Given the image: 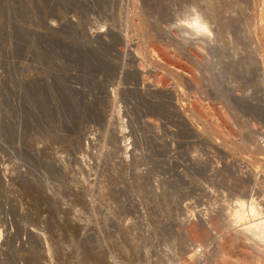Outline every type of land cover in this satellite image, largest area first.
Wrapping results in <instances>:
<instances>
[{
    "label": "rangeland",
    "instance_id": "rangeland-1",
    "mask_svg": "<svg viewBox=\"0 0 264 264\" xmlns=\"http://www.w3.org/2000/svg\"><path fill=\"white\" fill-rule=\"evenodd\" d=\"M262 2L0 0V264L250 263Z\"/></svg>",
    "mask_w": 264,
    "mask_h": 264
},
{
    "label": "bare ground",
    "instance_id": "bare-ground-1",
    "mask_svg": "<svg viewBox=\"0 0 264 264\" xmlns=\"http://www.w3.org/2000/svg\"><path fill=\"white\" fill-rule=\"evenodd\" d=\"M264 2V0H263ZM262 2V4H263ZM218 3V2H217ZM201 11V10H200ZM204 13V12H203ZM211 14V12H209ZM195 14V13H194ZM130 15V14H129ZM201 15V14H199ZM198 14L194 16V18H192L193 20H189L191 21L189 23L188 21V28L191 29L192 32H195V33H210V30L207 26V23L204 21L202 15L201 17L199 16ZM205 16V15H204ZM207 16V15H206ZM209 16V15H208ZM211 16V15H210ZM133 17V16H132ZM255 17V16H254ZM253 17V18H254ZM208 18V17H207ZM208 20V19H206ZM251 21V20H250ZM255 21H257L255 19ZM259 21V20H258ZM257 21V22H258ZM252 22V21H251ZM187 23V22H186ZM256 24V22H253ZM259 23V22H258ZM252 24V23H250ZM209 25V24H208ZM254 25V24H253ZM190 26V27H189ZM256 26V25H255ZM263 27V25H261ZM181 26H179V29H180ZM185 27V26H184ZM182 28V27H181ZM213 28V27H212ZM185 29V28H184ZM183 29V30H184ZM187 30V29H186ZM188 31V30H187ZM180 32V31H179ZM183 32V31H182ZM189 32V31H188ZM191 32V33H192ZM181 33V32H180ZM173 34V33H172ZM184 34V33H183ZM194 34V33H193ZM208 35V34H207ZM189 36V35H188ZM209 36V35H208ZM173 37V36H172ZM197 37V36H196ZM207 37V36H205ZM208 38V37H207ZM262 38V37H261ZM173 39V38H171ZM175 39V38H174ZM183 40V39H182ZM185 41V40H184ZM198 41V40H197ZM257 45V44H256ZM186 46V45H185ZM200 46V45H199ZM262 46V45H261ZM264 46V45H263ZM149 47V46H148ZM198 49V48H197ZM201 49V48H200ZM258 49V48H257ZM205 50V49H204ZM160 52V51H159ZM191 53V52H190ZM193 53V52H192ZM203 53V52H202ZM197 56V55H196ZM199 58V57H198ZM202 60V59H201ZM206 62V61H205ZM202 64V63H201ZM194 79V78H193ZM200 81V80H199ZM195 84V83H193ZM196 88V87H194ZM226 135V134H225ZM223 138V137H222ZM230 139V138H229ZM246 142V141H245ZM244 142V144H245ZM230 143V142H229ZM248 143V142H246ZM254 143V142H253ZM226 144V143H225ZM244 144H240L241 146H243ZM249 144V143H248ZM224 145V144H223ZM246 145V144H245ZM244 145V147H246ZM228 146V145H227ZM248 146V145H247ZM253 146V145H251ZM238 147V146H237ZM233 148V147H232ZM241 149V147H239ZM243 148V147H242ZM248 148V147H247ZM245 149V148H243ZM249 149L250 146H249ZM248 149V150H249ZM231 150V149H230ZM247 150V149H246ZM247 150V151H248ZM252 150V149H251ZM257 150V149H256ZM258 151V150H257ZM259 151H261L259 149ZM245 152V151H244ZM249 152V151H248ZM251 155L250 157H254V155H256L254 152L250 151ZM262 152V151H261ZM259 154H262V153H259ZM264 154V153H263ZM257 157V156H256ZM259 159L261 160V162L258 164L257 162V159L254 158V160H256L257 164L258 165H261L262 168L264 169V157L261 158L259 157ZM254 160H252V162H255ZM254 164V163H253ZM256 164V163H255ZM259 178V177H258ZM255 184V182H254ZM254 187V186H253ZM256 187V186H255ZM252 190V189H251ZM254 190V189H253ZM254 195V194H253ZM253 195H249L247 197V200H242V199H238L237 200V209L235 208V210L233 211L232 214H230V218H229V224H236V223H240V222H244V226H243V229L241 232H237V234L234 235V240H237V239H244L246 240L251 249H252V253L250 254V263H244V262H241L240 259H238L237 263L236 262H233V260H231V255L228 256L229 254H227L225 251H226V247L224 246L225 244L220 243V250H219V255L218 256H214V255H211L213 257H203L202 261H201V264H254L257 260H259V258H264V201L262 198L261 200L259 201V199L257 200V198H254ZM259 196V195H258ZM245 198V197H244ZM228 220V219H227ZM218 224V223H217ZM222 224V223H221ZM228 225V224H227ZM217 226V225H216ZM223 226V225H222ZM218 227V226H217ZM220 227V226H219ZM224 227V226H223ZM229 228L230 225H228ZM197 228V227H196ZM194 228V232L196 231ZM226 230V228H224ZM228 229V228H227ZM239 229V228H238ZM190 231V230H189ZM224 231V230H223ZM193 230L190 232L192 233ZM1 233V232H0ZM189 233V234H190ZM239 233H241V237L238 238V235ZM1 235V234H0ZM230 237H228L229 239ZM224 240V239H223ZM225 241V240H224ZM233 241V240H232ZM229 242V241H228ZM240 242V241H239ZM225 243V242H224ZM230 243V242H229ZM232 244V243H231ZM229 244V245H231ZM234 244V243H233ZM232 244V245H233ZM239 244V243H238ZM228 245V244H227ZM247 245V244H246ZM32 246V245H31ZM232 247V246H231ZM32 248V247H31ZM229 248V247H228ZM227 248V249H228ZM232 249V248H231ZM243 256V255H242ZM244 257H245V254H244ZM232 259H233V256H232ZM234 259H236L234 257ZM244 261V259H243Z\"/></svg>",
    "mask_w": 264,
    "mask_h": 264
},
{
    "label": "built area",
    "instance_id": "built-area-1",
    "mask_svg": "<svg viewBox=\"0 0 264 264\" xmlns=\"http://www.w3.org/2000/svg\"><path fill=\"white\" fill-rule=\"evenodd\" d=\"M260 148L264 152V137L260 140ZM178 264H201L199 260H190V261H182L179 262Z\"/></svg>",
    "mask_w": 264,
    "mask_h": 264
}]
</instances>
